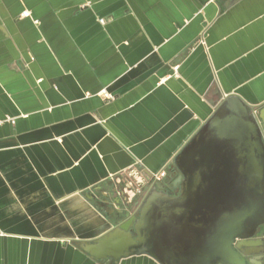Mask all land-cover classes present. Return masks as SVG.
<instances>
[{
    "label": "crops",
    "instance_id": "crops-1",
    "mask_svg": "<svg viewBox=\"0 0 264 264\" xmlns=\"http://www.w3.org/2000/svg\"><path fill=\"white\" fill-rule=\"evenodd\" d=\"M232 1L0 0V264H157L82 247L224 96L264 107V0Z\"/></svg>",
    "mask_w": 264,
    "mask_h": 264
},
{
    "label": "water",
    "instance_id": "water-1",
    "mask_svg": "<svg viewBox=\"0 0 264 264\" xmlns=\"http://www.w3.org/2000/svg\"><path fill=\"white\" fill-rule=\"evenodd\" d=\"M171 163L179 173L175 195L147 178L137 189L144 195L136 215L125 206L82 248L114 262L261 264L247 260L238 241H251L264 226V107L224 96Z\"/></svg>",
    "mask_w": 264,
    "mask_h": 264
},
{
    "label": "flooded vegetation",
    "instance_id": "flooded-vegetation-1",
    "mask_svg": "<svg viewBox=\"0 0 264 264\" xmlns=\"http://www.w3.org/2000/svg\"><path fill=\"white\" fill-rule=\"evenodd\" d=\"M165 176L163 179H166L165 183H163V187L158 188L156 186V181H153L154 186H156L157 189L165 191L169 193L170 195L176 194V189L174 187V182L176 178L178 177L179 173L178 171L171 165L168 166V168L164 169ZM162 180V179H161ZM138 183H132L131 186L127 188V191H125V200L124 205L130 206V214L129 216H135L138 212V207L143 201V195L138 193L139 188ZM125 188V187H124ZM128 216V217H129ZM131 233H133L132 230H130ZM250 242V243H249ZM252 243V244H251ZM238 244H240V252L245 253L244 257L251 261H259L261 264H264V226H262L257 234L253 237L251 241L249 240H240L238 241Z\"/></svg>",
    "mask_w": 264,
    "mask_h": 264
},
{
    "label": "built area",
    "instance_id": "built-area-1",
    "mask_svg": "<svg viewBox=\"0 0 264 264\" xmlns=\"http://www.w3.org/2000/svg\"><path fill=\"white\" fill-rule=\"evenodd\" d=\"M99 22H100V23H103L104 20H103V19H100ZM164 176H165V171L162 170V171L159 172V173H155V174L151 175V179H153V181L158 182V181H160L161 179H163Z\"/></svg>",
    "mask_w": 264,
    "mask_h": 264
}]
</instances>
